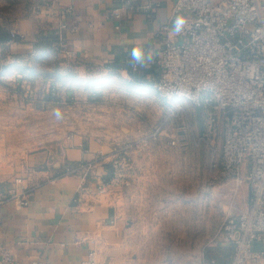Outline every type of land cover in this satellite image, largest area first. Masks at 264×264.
Instances as JSON below:
<instances>
[{"label": "crops", "instance_id": "crops-1", "mask_svg": "<svg viewBox=\"0 0 264 264\" xmlns=\"http://www.w3.org/2000/svg\"><path fill=\"white\" fill-rule=\"evenodd\" d=\"M31 1L34 5L29 12L12 24L22 40L0 43L1 87L12 77L20 83L38 79L44 85L50 83L44 86L42 108L80 105L81 91L89 95L86 102L107 104L99 99L118 83L117 90L128 94H145L155 88L149 80L157 71L152 61L160 57V31L175 0ZM35 4L40 5L38 9ZM117 7H122L121 18L113 15ZM61 24H66L63 31ZM46 35L54 40H45ZM62 43L75 54L63 51ZM136 47L152 59L147 67L133 71L125 61H131ZM18 88L17 92H24ZM6 90L12 93L11 86ZM122 118L114 121L122 128L130 126L128 117ZM115 122L109 119L105 123L109 128L101 129L97 121L83 124L76 116L71 131L18 154L12 166L0 171V198H4L0 203V260L7 250L16 264H31L36 259L47 264H82L96 248L98 264H150L142 258L140 245L130 242L134 238L138 243L148 232L140 230L138 223L191 216L186 192L178 201L172 194L180 190L173 180L181 167L187 169L189 150L137 151L135 192L116 186L114 150L123 138L114 131ZM166 136L160 135L158 141H169ZM68 167L75 171L67 172ZM22 192L29 197L27 205H21L14 195ZM172 205H180L179 213ZM219 245L222 255L229 253L230 258L232 247L226 242ZM184 264L210 263L203 257L201 262Z\"/></svg>", "mask_w": 264, "mask_h": 264}, {"label": "built area", "instance_id": "built-area-1", "mask_svg": "<svg viewBox=\"0 0 264 264\" xmlns=\"http://www.w3.org/2000/svg\"><path fill=\"white\" fill-rule=\"evenodd\" d=\"M39 6L35 4L36 9ZM113 15L121 18L122 7ZM178 16L186 20L179 35L173 31ZM20 36L12 30L7 43L13 44ZM159 39L160 57L152 61L157 71L149 80L162 98H183L203 111L198 143L205 142L210 149L213 182L231 186L220 194L229 209L217 232L218 241L232 247L227 264H264V0H175ZM60 47L75 54L65 43ZM125 63L133 71L140 68L128 59ZM164 130L165 122L141 137L142 143L147 145ZM179 130L183 136L170 135L169 143L185 148L187 126ZM114 152L123 156L117 154V147ZM113 164L118 167L117 161ZM74 171L67 168V172ZM244 182L249 199L240 206L238 194ZM14 195L21 205L29 203L26 192ZM0 264L16 262L4 250ZM31 264L47 261L36 259ZM82 264H98V250L92 248Z\"/></svg>", "mask_w": 264, "mask_h": 264}, {"label": "rangeland", "instance_id": "rangeland-1", "mask_svg": "<svg viewBox=\"0 0 264 264\" xmlns=\"http://www.w3.org/2000/svg\"><path fill=\"white\" fill-rule=\"evenodd\" d=\"M33 5L34 1L31 0H0V24L12 31V24L24 17ZM6 82L8 85L5 84ZM19 85L24 92L16 91ZM115 85L112 87L114 89H108L104 97L99 99V102L105 99L108 105L86 102L89 101V95L81 91L79 93L80 105L74 107L68 101L70 105L48 104L46 108H42L40 101L46 93H44V86L50 87V83L44 85L40 79L34 83L28 80L20 83L15 77L4 81L2 87L0 84V171L12 166L14 157L18 154L38 149L57 135L71 131V122L76 116L83 124L90 123L91 125L97 121L101 129H107L109 127L105 123L109 122V119L115 122L114 120L118 117L121 121L124 115L128 117L127 121L130 126L125 124L122 128L121 124L114 123V131H118L117 136L123 138L115 146L117 154L123 156H115L113 159L118 163V167H114L116 186H125L135 192L137 183L134 172L138 165L135 155L137 151L177 149L190 152L187 169L184 166L181 167L177 171L178 176L173 180L180 190L172 191V194H175L178 201L181 198L178 196L186 192L189 204L191 203V206H188L189 209L187 208V213L191 216H187L186 220L183 218L180 220L177 217L170 221L140 222L138 228L148 232L137 239L138 243L134 238L130 239V242L140 245L142 258L150 264H184L188 261L198 263L203 257L204 260L208 259L209 263L213 264V259H209V256H214L219 250L218 247H221L217 232L229 209L220 194L228 192L231 186H219L213 182L209 171L210 149L205 142L198 143V137L203 130V111L183 98L179 101H168L162 98L155 88L145 94H128L117 90L119 83ZM10 86L12 93L5 91ZM57 109L61 112L60 119H57L54 114ZM163 122H165V130L161 135L164 137L165 135L166 137L169 135L183 136L179 129L186 125L188 146L184 148L180 144L171 145L164 139L158 141L159 137L144 145L141 137L150 135ZM130 128L132 131L128 133ZM124 133L132 136L126 137ZM128 143L131 145L125 147ZM185 174L186 177H184ZM182 197L183 200L184 196ZM248 199L249 188L244 182L238 194V202L243 204ZM170 201L173 203L174 198ZM170 208L175 209L177 213L181 209L180 205L176 207L172 205ZM229 256L224 253L219 257L214 256V260L218 263L217 259H222L219 263L227 264L230 261Z\"/></svg>", "mask_w": 264, "mask_h": 264}, {"label": "clouds", "instance_id": "clouds-1", "mask_svg": "<svg viewBox=\"0 0 264 264\" xmlns=\"http://www.w3.org/2000/svg\"><path fill=\"white\" fill-rule=\"evenodd\" d=\"M186 24L185 18L178 16L176 17L174 24H173V31L179 35L183 32L184 26ZM151 56L145 55V52L142 48L136 47L133 48L131 51V62L134 63V65H137L141 68L147 67L148 62L151 61ZM55 116L57 119L61 118V112L57 109L55 110Z\"/></svg>", "mask_w": 264, "mask_h": 264}, {"label": "trees", "instance_id": "trees-1", "mask_svg": "<svg viewBox=\"0 0 264 264\" xmlns=\"http://www.w3.org/2000/svg\"><path fill=\"white\" fill-rule=\"evenodd\" d=\"M45 37V36H44ZM11 38V31H9V30H7V29H5L4 27H1L0 26V43H4V42H7L9 39ZM22 38L23 37H19L18 39H17V41L16 42H18V41H20V40H22ZM45 40H48V41H50V42H52L53 40H54V38L53 37H51V36H47L46 35V37L44 38ZM219 248V250H217V253H215V257H219V256H222V249H221V247H218ZM229 254V253H228ZM214 256L212 255V256H209V259H213L214 260ZM211 257V258H210ZM218 261V263L220 262H222L221 260L222 259H217Z\"/></svg>", "mask_w": 264, "mask_h": 264}]
</instances>
